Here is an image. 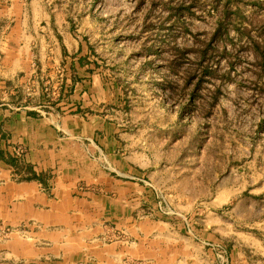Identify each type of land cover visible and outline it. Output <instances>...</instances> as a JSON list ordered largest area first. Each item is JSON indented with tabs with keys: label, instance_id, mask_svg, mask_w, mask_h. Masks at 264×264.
<instances>
[{
	"label": "rangeland",
	"instance_id": "obj_1",
	"mask_svg": "<svg viewBox=\"0 0 264 264\" xmlns=\"http://www.w3.org/2000/svg\"><path fill=\"white\" fill-rule=\"evenodd\" d=\"M26 1L31 14L34 4L49 17L31 28L34 54L45 46L55 62L61 31L79 52H61L66 59L46 69L35 55V72L0 84V100L8 114L54 107L84 78L68 62L89 68L106 97L78 116L99 131L66 145V173L75 159L95 166L106 179L69 173L73 196L95 193L107 208L86 209L63 245L35 222H0V243L29 244L30 264H143L117 253L150 240L171 250L192 241L218 264H264V0ZM10 27L1 19L0 34Z\"/></svg>",
	"mask_w": 264,
	"mask_h": 264
},
{
	"label": "crops",
	"instance_id": "obj_2",
	"mask_svg": "<svg viewBox=\"0 0 264 264\" xmlns=\"http://www.w3.org/2000/svg\"><path fill=\"white\" fill-rule=\"evenodd\" d=\"M32 7L31 14L26 0H12L10 7L8 3L0 1V21H11L10 29L0 34V84L4 87L23 83L35 72V55H41V61L46 63L42 67L46 69L66 59L61 52H79L75 41L61 31L57 37L58 47L54 52L57 58L55 62L52 53L49 57V53L44 52L45 46L34 54L32 39L29 37L31 28L36 24L38 30L40 23L48 21L49 17L35 13L38 5L32 4ZM68 63L73 72L81 77L83 75L84 78L73 83L71 81L72 94L64 97L54 107L25 105L24 108L8 114L0 100V222L13 228L35 222L40 230L46 232V239L54 245H63L62 242H65L63 231H80L81 224L86 222L82 219L86 218L83 215L86 209L90 215H104L107 208L106 204L103 205L106 200L97 197L95 193L84 195L89 202L73 196L76 180L69 173L76 169L79 176L90 177L94 180L92 182L98 178L99 181L106 179L98 174L95 166L91 165L93 167L89 168L87 164L75 159L69 163V171L66 173L68 165H65V157L69 150L66 145H74V148L83 140L88 143L89 139L86 138L89 136L83 137L84 133L95 138L99 131L95 127L86 128L80 125L82 119L78 116V110L82 107L90 109V105L94 108L96 102H101L106 97L101 89L102 84L97 79L91 80L89 68L83 67L80 59ZM18 150L24 152L20 158L16 156ZM97 205L104 208H97ZM69 215L75 216L77 220L70 225L66 221ZM77 240L80 242L83 238L76 235L75 241ZM149 242L152 243L151 246L133 243L120 248L118 258L128 255L132 259H144L143 264H218L217 260L209 261V257L213 260L214 258L192 241H184L183 245L174 250L159 249L156 241ZM165 243L168 244L166 241ZM165 253L170 254V259L157 258ZM34 256L36 254L32 252L29 244L18 239L0 243V264H17L21 261L30 264L33 259H37ZM131 258L130 261L134 262Z\"/></svg>",
	"mask_w": 264,
	"mask_h": 264
}]
</instances>
